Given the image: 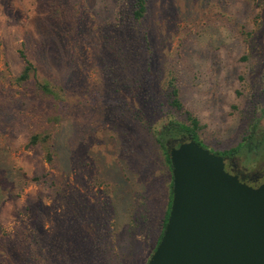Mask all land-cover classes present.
<instances>
[{
	"label": "rangeland",
	"instance_id": "rangeland-1",
	"mask_svg": "<svg viewBox=\"0 0 264 264\" xmlns=\"http://www.w3.org/2000/svg\"><path fill=\"white\" fill-rule=\"evenodd\" d=\"M147 2L0 0V264H147L173 118L217 154L251 136L235 162L264 173V0Z\"/></svg>",
	"mask_w": 264,
	"mask_h": 264
},
{
	"label": "water",
	"instance_id": "water-1",
	"mask_svg": "<svg viewBox=\"0 0 264 264\" xmlns=\"http://www.w3.org/2000/svg\"><path fill=\"white\" fill-rule=\"evenodd\" d=\"M167 146L172 203L147 264H264V183L241 181L192 137Z\"/></svg>",
	"mask_w": 264,
	"mask_h": 264
},
{
	"label": "trees",
	"instance_id": "trees-1",
	"mask_svg": "<svg viewBox=\"0 0 264 264\" xmlns=\"http://www.w3.org/2000/svg\"><path fill=\"white\" fill-rule=\"evenodd\" d=\"M147 5L148 2L147 0H135V10H134V18L137 20H141L142 18H144V16L147 13ZM25 56V55H24ZM35 71V66L34 64L28 59L26 58V63L24 66L23 71L21 72V74L19 75V77L17 78V80L19 82H25L28 81L32 74ZM41 89L42 92H44L45 94H54L55 91L54 89L51 87V85L49 84V82H44L41 84ZM171 104L172 106H174L176 109H181L183 108V104L181 102V99L179 97V90L177 87L173 86V88L171 89ZM191 124H187L186 122L180 121L178 119H171L169 121L168 124H166L161 131H158L156 134V140L158 145L162 148L163 153L165 155V161L167 162L168 166L171 168V161H170V156H169V149L167 146V142L169 139L171 138H176L179 136H188V137H192L194 140H196L197 142H199L200 144H202L203 146L207 147V145L200 139V136L198 134V126H199V120L196 117H191ZM41 134H33L30 137V141L32 143L38 144L41 141H45L46 143L48 142L47 138H41ZM251 136H247L245 137V139L243 140V142L239 143L236 147H233L229 150H225V151H218L221 154H235L241 147L248 146V144L246 143L248 139H250ZM245 142V143H244ZM48 144V143H47ZM49 149V148H47ZM50 150V149H49ZM47 159L50 163H54V155L51 152H48L47 154ZM172 198V191L170 192V200ZM170 207L171 205L169 204L167 211H166V216L163 222V228H162V232H161V236H159L158 241H157V245L160 242V239L163 235V231L165 229L167 220H168V216H169V212H170Z\"/></svg>",
	"mask_w": 264,
	"mask_h": 264
},
{
	"label": "flooded vegetation",
	"instance_id": "flooded-vegetation-1",
	"mask_svg": "<svg viewBox=\"0 0 264 264\" xmlns=\"http://www.w3.org/2000/svg\"><path fill=\"white\" fill-rule=\"evenodd\" d=\"M184 136H179L176 138H171L167 143L174 144L179 143L180 138ZM225 158V168L230 173L237 175L239 179L243 182L248 183L252 186H258L264 183V173L255 172L253 174L249 173L246 169L239 168L237 163L235 162V154H221Z\"/></svg>",
	"mask_w": 264,
	"mask_h": 264
}]
</instances>
